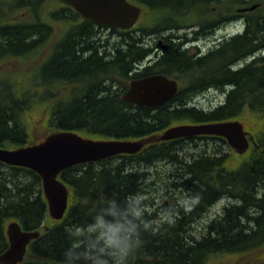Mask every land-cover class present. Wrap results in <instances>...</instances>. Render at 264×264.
Listing matches in <instances>:
<instances>
[{
  "label": "trees",
  "instance_id": "trees-1",
  "mask_svg": "<svg viewBox=\"0 0 264 264\" xmlns=\"http://www.w3.org/2000/svg\"><path fill=\"white\" fill-rule=\"evenodd\" d=\"M39 1L43 3L42 7L36 5L35 12H27L31 18L28 26L8 25L6 12H0V61H9L0 77V148L11 150L41 140L28 142L26 115L37 105L47 109L44 136L65 131L95 140L133 141L161 133L174 125L242 121L250 115L244 123L251 127L255 141L242 156L233 154L234 159L223 138L201 136L153 143L133 155H118L101 162L67 168L59 175L70 193L67 213L60 221L49 217L41 179L35 172L0 162V254L8 247L7 225L16 222L25 232H39V236L28 245L25 259L20 264H60L62 250L69 243V229L83 224L94 206L107 198L126 200L131 195L144 197L159 179L155 176L157 172L149 170L151 167L157 171L158 163H167V158L177 159V151H183L179 147L182 143L210 141L215 144L212 150L210 146L207 150L199 148L192 153L193 160L184 164L182 174L177 177L180 197L170 204V210L175 209L187 223L195 206H200V212L205 213L222 197L232 199L234 203L231 202L229 210L222 209L210 221L215 225L217 235L226 236L231 231L232 222L241 216L251 223L239 224L230 232L232 243L214 237L202 240L167 239L168 232L176 228L174 223L158 228L150 226L142 232V244L129 257L128 264H208L216 256L242 255L245 256L243 260L233 264H262L264 257L259 255L264 253L261 252L264 248V59L259 58V61L238 70L227 68L226 63L264 49V0H215L216 27L238 19L243 27L240 35L230 38L215 53L216 80L230 83L232 88L222 102L207 112L193 108L151 112L125 102L122 93L98 97L86 87L96 83L92 81L91 73L101 63L96 59L105 56L137 59V55L130 53L133 47L140 50L139 44L151 34L159 36L163 25L180 18L189 19L195 16L192 14L195 12L184 15L177 12H144V20L150 18L148 23L145 21L128 31L112 29L111 33L117 35V42L108 52L109 39L98 34L96 25L89 21L73 23L69 32L55 37L51 26L53 22L62 21L64 9L61 12H41L48 4L44 0ZM131 1L141 4L145 11L150 6H162L160 0ZM22 3V0H17L8 8H19ZM183 3L184 0H176V4ZM253 4H258V7L238 14V9ZM198 6L200 10L206 9L207 2ZM19 13L10 12L17 19L21 17ZM72 13V21H75L77 14ZM203 16V12H199V17ZM31 30L38 33L37 41H30L27 34ZM50 41L56 42L52 49L45 46ZM18 46L22 49H8ZM38 47H41L39 54L45 58L44 62L38 70L34 66L29 77L21 74L25 66H33L30 58L37 54ZM33 48L36 51L32 52ZM223 56H229L230 60H224ZM113 62L110 61L108 69L98 70L97 73H102V77L115 74L121 83L130 80V62L123 60L116 65ZM157 72L163 73L164 69L159 67ZM71 73H79L81 77L72 81L76 83L72 85V99L64 90L67 76ZM78 84L82 89H77ZM199 161L210 165L214 181L210 188L197 190L198 197L197 191L189 186L194 181V170ZM232 178H235L234 181H229ZM223 182L227 183L224 187L221 186ZM209 191L213 193L211 198L207 197ZM235 196L240 199L236 200ZM142 197L143 208L156 207L153 201ZM179 198H186L191 208L184 209ZM151 216L143 214L145 221H149ZM175 222L181 223L178 220Z\"/></svg>",
  "mask_w": 264,
  "mask_h": 264
},
{
  "label": "water",
  "instance_id": "water-1",
  "mask_svg": "<svg viewBox=\"0 0 264 264\" xmlns=\"http://www.w3.org/2000/svg\"><path fill=\"white\" fill-rule=\"evenodd\" d=\"M72 7L84 20L120 30L133 28L140 20L142 9L128 0H58ZM257 8L253 5L240 9L241 13ZM177 91L175 81L165 76H153L130 84L123 99L135 105L155 106L169 99ZM198 136H214L225 139L237 154L243 155L253 137L237 121L202 124H181L167 128L138 140H95L74 132L59 131L41 142L8 150L0 148V162L14 167L27 168L41 179L42 191L47 202L49 217L61 220L68 208L69 192L59 179V174L75 165L107 160L119 154L133 155L149 144ZM7 249L0 254V264L23 262L29 243L39 232H25L16 222L8 224Z\"/></svg>",
  "mask_w": 264,
  "mask_h": 264
},
{
  "label": "flooded vegetation",
  "instance_id": "flooded-vegetation-1",
  "mask_svg": "<svg viewBox=\"0 0 264 264\" xmlns=\"http://www.w3.org/2000/svg\"><path fill=\"white\" fill-rule=\"evenodd\" d=\"M32 1L35 2L32 3L31 0H22L23 3L19 8L8 10L9 0H0V12H20V18L17 19L12 16L7 19L8 25L17 24L20 26H28V22L31 18L28 16L27 12H35L34 7L36 5L42 7L43 4H41L39 0ZM191 1L190 3H183L182 5L175 4L171 7L163 6L161 9L153 6L147 7L149 12H177L183 15L186 12H195L192 13L195 16L189 17V19L180 18L163 25L159 36L151 34L147 37L148 39L139 44L141 51L133 47L130 53L138 55L140 61L137 67L128 68V70H130L128 76L131 77V79L124 83H121L119 77L115 74L113 76L108 74L106 77H102V73H97V71L104 70L105 68L108 69L110 66H103L102 63L98 64L91 72L92 81H96V83L92 82L86 85L87 89L91 91V94L93 96H102L111 94L118 95L122 93L121 96H123L130 88L131 82L162 75L168 80L175 81L177 84V91L169 99L157 106L131 105L135 107H144L151 112L184 108H193L205 112L214 108L215 93L212 92L211 88L215 80L213 81L211 78H215V53L233 36L223 34L220 38L215 37L216 31L222 26H215L214 0H209L207 3L208 13L202 18L199 17L200 8L198 6V0ZM43 2H47V4L56 3L55 0H44ZM54 9L50 12H61V10L64 9V12L61 14L62 21L58 22L64 25L63 32H69L72 24L81 20L80 17L76 15L78 17L75 16V21H72V9L68 6L58 3L57 7ZM53 23L56 24L57 22ZM51 28H53V26H51ZM104 30L105 29L101 26L96 27V32L98 34L104 33ZM27 35L30 36L31 42L38 40V33L35 31L31 30ZM55 44L56 42L52 43L50 46H48V44L45 46L52 49ZM113 44L115 43H111L107 47L109 48V46ZM18 48L22 49V47L19 46L9 47L8 49L15 50ZM40 48L41 47H38V52L35 54L37 70L45 60V58L41 61L39 60ZM32 50V52L36 51L35 48ZM139 51L142 52V55H140ZM84 57L86 56L84 55ZM105 57L109 61H115L113 62L115 65L118 62V58L113 56ZM100 59L96 60L101 62ZM8 62L9 61H0V69L4 70V65H7ZM250 63H252V61L245 64L248 65ZM198 64H205L206 70L201 71L198 69ZM159 67L164 69L163 73L157 72ZM3 72L4 71L1 73L2 75ZM206 72H208V75H206ZM79 75V73H71L67 76L68 81L65 82L66 86L64 90H67L71 99V92L73 90L72 85L76 84L72 81L73 79H80L81 77ZM76 87L77 89H82L79 84L76 85ZM174 99H176V101H174Z\"/></svg>",
  "mask_w": 264,
  "mask_h": 264
},
{
  "label": "clouds",
  "instance_id": "clouds-1",
  "mask_svg": "<svg viewBox=\"0 0 264 264\" xmlns=\"http://www.w3.org/2000/svg\"><path fill=\"white\" fill-rule=\"evenodd\" d=\"M143 214L138 195L101 201L83 224L69 229L60 264H128L142 244V232L150 228Z\"/></svg>",
  "mask_w": 264,
  "mask_h": 264
},
{
  "label": "bare ground",
  "instance_id": "bare-ground-1",
  "mask_svg": "<svg viewBox=\"0 0 264 264\" xmlns=\"http://www.w3.org/2000/svg\"><path fill=\"white\" fill-rule=\"evenodd\" d=\"M160 1H161V5L164 6V7H168V6L171 7V6H174L176 4V0H160ZM184 2L185 3H190L192 1L191 0H184ZM197 2L199 4H201V3L204 4L206 2L208 3L209 0H207V1L198 0ZM214 2H215V0H214ZM253 5H256V4H253ZM253 5H251V6H253ZM161 7H159V8H161ZM112 50H113V47L109 46L108 51L110 52ZM140 55H142V52H140ZM137 57H138L137 59L136 58L135 59L118 58V62H121L123 60H124V62L128 61V62H130V66L135 68V67L138 66V62L140 61V57L138 55H137ZM259 58L264 59V49L261 50V51H257L255 53H253L252 55L246 56V57H244L242 59L235 60L233 62H228V63H226V65H227V68H231L232 70H238V69H241V68L245 67L246 66L245 63L250 62V61H252V62L259 61ZM223 59L224 60L225 59L230 60V57L229 56L228 57L223 56ZM100 60H101V63H102L103 66H109L110 61L107 60L106 57H103ZM198 66H199L198 69H200L201 71H205L206 70V65L205 64H198ZM206 75H208V72H206ZM211 80H213V81L215 80V83H214V85L211 88L212 92L220 93L225 98L226 95L228 94V92L232 88L230 83L229 84H225L220 79L216 80V77L215 78H211ZM161 104H159V105H161ZM155 106H157V105H155ZM212 109H214V108H212ZM212 109H210V110H212ZM171 110L172 109H166L164 111H171ZM205 112H207V111H205ZM162 142H167V141H162ZM181 146L182 145H180L179 147L181 148ZM230 150H232V149L230 148ZM232 152L234 154H236L233 150H232ZM119 155H124V154H119ZM125 155H128V154H125ZM116 156H118V155H116ZM116 156H114V157H116ZM176 156H177V159H173V158L172 159H168L167 158V163L172 168V170H171V172L169 173L168 176L170 177V185L172 186V188L178 190V192H179V189H180V187L178 185L179 178L177 179V177L182 174V171L184 170L183 169L184 168V164L190 162L191 160H193L194 155H192V154H190L188 152H184V151H177V155ZM111 158H113V157H111ZM198 164H199L198 167L195 168V170H194V179H193L194 181L192 182V185L189 186V187H192V189H194L195 191H197V190H199L201 188H210L209 186L214 181V179H212L214 171L210 167V165H207L203 161H199ZM233 179H235V178L229 179V181H231ZM226 185H227L226 182L221 183V186H223V187L226 186ZM137 194H141V193H137ZM197 195L199 197V192L198 191H197ZM212 195H213V193L211 191H209V194L207 195V197L209 196L211 198ZM139 197H142V195H139ZM196 197L197 196H195V199H196ZM142 198L143 199L146 198L148 200L150 199L151 201H154L155 200V196L153 195V190L150 189L147 192V194L144 195V197H142ZM235 199L239 200L240 197L239 196H235ZM222 200H223V198L220 197L218 199L219 202L214 203V205L210 206L209 208L211 209L216 204H219ZM179 201L183 202L184 200L179 198ZM231 202L234 203V200L230 199L229 202L224 204V206L222 207V209H223L222 211H224V209H226L225 211L229 210V206L228 205H230ZM151 207L152 206L143 208L145 213H148V214L153 216V217L151 216V219L148 221L150 223L151 227L155 226V228H158L160 226L162 227L163 224H169V223H171L170 225H172L173 223L176 225V228H173L172 231H169L168 234L166 235L167 239L168 238L169 239L170 238H180L182 240H188V239L189 240L190 239H197V240L200 239V240H202V239H206V238H209V237L210 238L214 237V238H218L220 240H224L225 239L229 243H232L233 240H232V238H230L232 231L239 224H244V223H248L249 222V220H247V218L245 216H241L242 218H238V219L234 220L232 222V224H231V227H230L231 231L226 233V236L217 235V231H216L215 225L212 222H208V223H206V228H208V230L205 231L206 230V228H205V229H203L202 233L197 234L196 233V228L203 221L202 219H203L204 215L207 213L208 210L205 213L204 212L201 213L200 212L201 207L200 206H195L193 208V210H192L193 211L192 218L186 223L183 219L180 218V216H178V214L176 213L175 209L172 211V210H170V208H168L166 216L163 219H161V217H159V215L157 213H155L156 211H153V210L151 211ZM180 208H182V207H180ZM186 208H187V206H184V209H186ZM189 208H191L190 205L188 206L187 209H189ZM176 220L180 221L181 223L175 222ZM249 223H251V222H249ZM254 227L257 228V225H254Z\"/></svg>",
  "mask_w": 264,
  "mask_h": 264
},
{
  "label": "rangeland",
  "instance_id": "rangeland-1",
  "mask_svg": "<svg viewBox=\"0 0 264 264\" xmlns=\"http://www.w3.org/2000/svg\"><path fill=\"white\" fill-rule=\"evenodd\" d=\"M137 4V3H135ZM57 4H48L47 6H45L41 12H50L51 10L54 9V7ZM139 5V4H137ZM143 10V6L139 5ZM245 7H250V6H245ZM208 9H204L203 14L206 15L208 13L207 11ZM144 12H148V10L146 9V11L144 10ZM143 12V14L145 15V13ZM238 12V11H237ZM241 14V13H238ZM144 15H142L140 23H143L146 21V23L149 22V20H144ZM18 16V15H17ZM14 17V16H13ZM16 17V16H15ZM64 29V25L63 24H53V32H54V36L58 37L61 35V33L63 32ZM242 29V25L241 24H237V23H227L224 24L219 30L216 31L215 33V37L216 38H220L223 36V34H228L229 36H233L234 34H236L237 32H239ZM52 43V41H50L48 43V46H50ZM45 52V51H44ZM42 52V53H44ZM43 58L42 55L39 54V60L41 61ZM30 60L33 63V66L31 67H27L25 66L23 68V70L21 71V74H26L28 77L30 76L34 66L36 67L37 65V60H36V56H32L30 58ZM2 69H0V77L2 76ZM24 80L22 79L21 82H23ZM219 96L216 95L215 93V103H214V107L219 104L220 102H222L224 100L223 96H220V93H217ZM47 109L43 108V106H35L33 107L32 110L29 111V113L26 115V122H27V130H28V134H29V138H28V142L33 143L35 141H39L40 139H42L44 137V135L46 134L45 132V119L47 116ZM248 117H250V115H246L243 120L241 122L244 123L245 120H248ZM244 127L245 130L247 132H249L251 134L252 129L251 127H249L247 124L244 123ZM208 143V145H206ZM181 148L183 149L184 152H188L190 154L195 153L196 151H198L199 148H204L205 150H207L210 146V150H212L214 148V143L210 142V141H197L196 143H182L181 144ZM225 152H230L228 150H224ZM234 153L231 150V155H232V159H234ZM152 173L157 172V175H155L156 177L159 176V179L156 180L157 183H155V185H152L153 188V195L155 196V200L153 201L154 204H156V207H154V205L151 207V211H156L155 213H157L159 215V217H161V219H163L166 216V213L168 211V208H170V204L174 202L175 198L180 197V193L178 192V190L173 189L172 186L170 185V177L168 176L169 173L171 172L172 168L170 167V165L166 162H160L157 164V171H155L154 167H151L149 169ZM166 173V176H165ZM184 201L181 202L180 205L183 206H187L189 205L188 200L186 198L183 199ZM227 202H229V199H223L219 204H216L215 206H213L210 210L207 211V213L204 215L203 217V221L198 225V227L196 228V233L200 234L203 232V229L206 228V223L210 222V220H212L213 218H215L216 216H218L222 210V207L224 206V204H226ZM261 252H264V248L261 249ZM259 254V251H258ZM247 256H249L248 254H246ZM264 257V253L260 254L259 256ZM245 256H216L213 257L208 264H233L234 262H239L240 260H243ZM262 264H264V260L262 261Z\"/></svg>",
  "mask_w": 264,
  "mask_h": 264
}]
</instances>
